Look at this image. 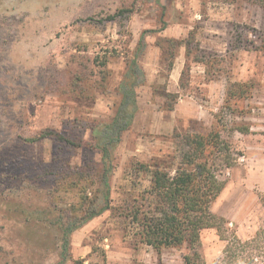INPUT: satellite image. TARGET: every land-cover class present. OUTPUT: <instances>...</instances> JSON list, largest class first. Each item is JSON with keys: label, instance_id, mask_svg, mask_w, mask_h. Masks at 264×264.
<instances>
[{"label": "rangeland", "instance_id": "1", "mask_svg": "<svg viewBox=\"0 0 264 264\" xmlns=\"http://www.w3.org/2000/svg\"><path fill=\"white\" fill-rule=\"evenodd\" d=\"M132 4L129 18L107 19ZM144 31L147 83L138 88L139 112L115 150L113 209L74 232L66 264H186L187 243L161 251L140 243L129 216L154 206L151 176L133 164L174 173L186 149L176 132L221 131L228 151L213 161L226 184L211 211L242 239L264 228V48H254L264 37V7L256 0H0V239L7 246L0 264L59 260L54 231L31 229L34 245L22 244L26 217L12 207L51 205L72 215L82 187L93 196L98 185L84 178L76 184L72 167L100 164L89 145L92 126L115 115L124 57ZM162 39H194L207 62L181 45L170 70ZM230 82L246 83L249 91L231 98ZM48 130L79 145L34 140ZM49 189L59 191L56 197L25 194ZM225 245L216 228H205L199 245L205 264H222Z\"/></svg>", "mask_w": 264, "mask_h": 264}, {"label": "trees", "instance_id": "2", "mask_svg": "<svg viewBox=\"0 0 264 264\" xmlns=\"http://www.w3.org/2000/svg\"><path fill=\"white\" fill-rule=\"evenodd\" d=\"M156 2L159 3L160 0ZM256 2L264 7V0H256ZM135 6L136 4L121 7L107 19L112 21L124 17L129 18L135 12ZM145 36L146 31L141 34L135 49H129L124 57L125 72L118 85L120 99L115 115L111 120L99 121L92 126V142L89 145L91 149L98 150L101 154L100 164L88 165L86 169L78 166L72 167L71 176L74 177L76 184L84 178L90 184L98 185L93 196H90L89 188L82 187L83 197L80 204L73 209L72 215H68L62 209L53 208L51 205L33 204L25 210L24 203L19 202L12 207V209L15 208L17 215L24 214L26 217L22 232L28 234L23 236L22 244H30V247L34 245L35 241L28 236L31 229L46 233L54 231L57 238V247L54 252L59 256V260L54 264H66L69 260H73L72 237L74 232L107 210L113 209L111 178L115 170V150L123 140L125 133L132 128L139 112L138 88L147 83V72L140 63L147 48ZM242 42L243 40L240 39L238 48H242ZM261 42L260 46L255 45L254 48H264V37ZM159 45L169 55L167 59L170 70L174 65L175 50L181 45H185L187 56H193L197 62H207L206 51L201 49L200 45H197L195 49L194 39L182 42L177 39H162ZM107 63V56L100 61L102 66H106ZM185 72L186 70L183 74ZM80 79L78 76L74 84H77ZM248 87L246 83L230 82L227 87L228 96L241 97L249 91ZM167 96L178 98V95L174 93H168ZM170 109H173V105ZM175 136L186 149L174 173L163 167L153 168L147 163L133 164L136 170L151 176V187L148 193L154 199L151 211L140 213L131 210V214L129 213V216L132 215L136 219L137 225L134 233L136 241L150 245L158 251L187 243L191 253L185 256L186 264H200V262L205 264L199 251L201 235L205 228L213 227L218 230L221 239L226 242L222 264H264V228L258 230L255 236L242 239L236 232L229 231L224 217L211 211L212 202L220 195L226 184L225 181L216 177L213 161L218 153L228 151L223 145L225 141L221 131L212 129L207 134L189 131L176 132ZM51 137L68 144L79 145L54 130L44 131L41 137L34 140ZM38 185L39 183H36L31 188H37ZM25 192L32 197L42 195L43 192L46 197L50 198L56 197L59 191L49 189L48 191ZM262 202L264 205V197H262ZM6 250L5 242H1L0 239V256ZM74 264H83V261L77 259Z\"/></svg>", "mask_w": 264, "mask_h": 264}, {"label": "crops", "instance_id": "3", "mask_svg": "<svg viewBox=\"0 0 264 264\" xmlns=\"http://www.w3.org/2000/svg\"><path fill=\"white\" fill-rule=\"evenodd\" d=\"M167 120V119H166ZM169 126H172V124H170ZM173 127V126H172Z\"/></svg>", "mask_w": 264, "mask_h": 264}]
</instances>
